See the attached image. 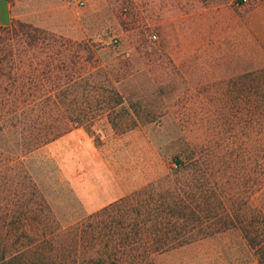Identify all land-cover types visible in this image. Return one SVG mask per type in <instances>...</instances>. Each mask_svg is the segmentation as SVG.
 I'll return each instance as SVG.
<instances>
[{
  "label": "rangeland",
  "instance_id": "obj_1",
  "mask_svg": "<svg viewBox=\"0 0 264 264\" xmlns=\"http://www.w3.org/2000/svg\"><path fill=\"white\" fill-rule=\"evenodd\" d=\"M9 2L50 35L14 41L26 91L0 129V231L35 197L66 227L152 184L190 196L192 236L121 264H264V0ZM63 81L57 105L46 90ZM15 119L71 127L19 153Z\"/></svg>",
  "mask_w": 264,
  "mask_h": 264
},
{
  "label": "trees",
  "instance_id": "obj_2",
  "mask_svg": "<svg viewBox=\"0 0 264 264\" xmlns=\"http://www.w3.org/2000/svg\"><path fill=\"white\" fill-rule=\"evenodd\" d=\"M1 34H5L6 40L0 39V129L5 127L2 121L15 125L11 120L21 114L25 100L26 89L20 82L21 52L14 41L23 40L34 45L40 34L48 32L27 22L10 20L0 25ZM30 67L32 81L34 65ZM66 85L63 81L46 90L54 104L64 103ZM27 89L32 94L33 88ZM110 99L115 103L119 101L116 93ZM79 115V112L71 113L65 115L64 120L80 123ZM15 121L22 137L26 131L19 153L71 127L51 125L42 132H32L21 119ZM17 174L28 178L22 170ZM29 193L35 195L34 190ZM189 198L187 193L183 195L167 189L161 194L154 185L148 184L61 227L51 218L43 201L35 197L30 204L25 202L18 210L12 209L13 212L7 213L2 220L0 264H121L125 257L137 258L159 252L191 238V231L184 230L183 223L195 221L198 210L190 204Z\"/></svg>",
  "mask_w": 264,
  "mask_h": 264
},
{
  "label": "crops",
  "instance_id": "obj_3",
  "mask_svg": "<svg viewBox=\"0 0 264 264\" xmlns=\"http://www.w3.org/2000/svg\"><path fill=\"white\" fill-rule=\"evenodd\" d=\"M11 20L9 0H0V25L8 24Z\"/></svg>",
  "mask_w": 264,
  "mask_h": 264
}]
</instances>
